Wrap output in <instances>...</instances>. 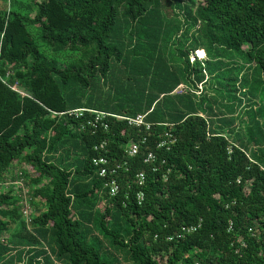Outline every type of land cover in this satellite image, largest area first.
<instances>
[{
	"label": "trees",
	"instance_id": "trees-1",
	"mask_svg": "<svg viewBox=\"0 0 264 264\" xmlns=\"http://www.w3.org/2000/svg\"><path fill=\"white\" fill-rule=\"evenodd\" d=\"M172 1L186 26H198L182 50L183 69L171 65L160 46L175 29L161 0H13L21 43L14 48L8 36L0 46V180L24 154L39 172L34 183L42 185L45 208L27 229L18 222V201L0 194V236L14 233L0 241V258L16 250L27 264H264V145L251 151L238 132L212 128L194 92L172 93L182 75L193 87L201 83L214 71L211 62L219 64L227 51L244 54L264 75V0ZM34 14L40 32L30 22ZM6 19L0 6V33ZM39 34L59 45H92L95 53L73 68L80 55L48 57L37 46ZM202 44H208L206 52ZM199 51L207 64L195 59L190 65L189 53ZM10 63L17 65L8 75ZM36 70L56 81L62 106L33 83ZM17 78L29 96H18L1 80ZM75 109L85 110L69 115ZM90 109L145 114L150 127L114 117L105 119L107 128L93 127ZM55 123L60 129L48 136ZM103 141V149H94ZM131 141L139 143L133 156L125 150ZM160 141L165 144L158 147ZM150 151L156 159L146 163ZM101 155L120 164L114 196L92 164ZM139 172L145 174L142 185ZM101 200L107 206L100 220H112L100 227L108 243L93 224Z\"/></svg>",
	"mask_w": 264,
	"mask_h": 264
},
{
	"label": "rangeland",
	"instance_id": "rangeland-1",
	"mask_svg": "<svg viewBox=\"0 0 264 264\" xmlns=\"http://www.w3.org/2000/svg\"><path fill=\"white\" fill-rule=\"evenodd\" d=\"M186 1L187 0H182V2ZM0 6L5 8L7 17L3 24V31L0 33V46L1 41H4L9 36L11 41L14 42L13 47L15 48L21 41L17 38L18 30L16 24L18 19L13 13V0H0ZM161 10L165 19L170 20L172 27H175V29L171 37L165 39L166 42L162 40L160 46L168 62L177 68L183 69L184 56L182 55V50H184L185 47H189V43L194 33L198 30V26L195 28L186 26L187 17L182 11L176 8L175 2L172 0H161ZM30 22L35 24L37 32L42 30L41 20L38 18L37 14L30 16ZM121 30L123 33L122 36L126 38L128 31H125L124 27H122ZM39 35L40 40L37 46L41 51H46L49 54L48 57L51 55L54 58L61 59L70 52L78 53L80 55L79 58L70 63L73 68L80 67L87 63L89 58L95 53V48L89 44L81 45L69 43L66 45H59L45 39L44 35ZM207 46L208 44H202L201 47L204 52H206L205 48ZM204 52L189 53L188 60L190 65L195 59H201L206 65L208 58ZM217 61H219V64L216 65L211 62V67L214 69L213 73L210 74L207 71L204 80L201 83L197 82L194 87L186 75H182L181 83L172 93L181 94L190 91L194 92L196 105L199 107V104H202L203 106L202 109L199 107V112L203 116L208 117V120L211 121L212 128H220L222 129L220 131L225 133L228 129L238 132L240 136L246 140L248 148L251 149V151L255 150L257 152L259 147L264 145V142L262 143L260 139L261 136H264V75L252 61L249 62L246 56L239 52L227 51L221 54ZM16 65L15 63H10L7 68L8 75L15 70L14 67ZM58 65L64 67L61 63H58ZM18 70L19 72H23L20 67ZM32 78L33 83L44 91V94L50 101H56L62 106L60 103V96L56 93L58 89L56 81L52 78L42 76L39 70L35 71ZM1 80L18 96H29V92L21 84L19 78L13 83H7L3 79ZM229 97H233V99ZM209 108H211L212 113L208 114L205 111L209 110ZM59 129L60 127L55 123L53 127L48 129V136H53ZM8 173V179L0 180V194L8 193L18 201L19 206L22 207L21 219H19L18 222H23L27 229H30L34 216L45 208V203L39 195V189L42 185L34 183V179L39 176V172L30 162L28 163L26 161L23 154L19 159L14 160ZM106 204L107 201H99L96 209L100 211L93 219V224L95 227V234L99 235L101 237L100 239L108 243V241L104 239V231L100 228L103 222L100 219L101 216L105 214L104 209L107 206ZM70 215L74 218V212H71ZM104 222L109 225L112 220L106 217ZM13 236L14 233H12V231H4L0 236V241L13 239ZM21 248H23V245L16 246V249L20 250ZM113 253L118 255L117 250H113ZM9 257H14L13 264H27L23 255H17L16 250L4 254V256L0 258V264H7L6 262ZM120 261L123 262L121 255Z\"/></svg>",
	"mask_w": 264,
	"mask_h": 264
},
{
	"label": "built area",
	"instance_id": "built-area-1",
	"mask_svg": "<svg viewBox=\"0 0 264 264\" xmlns=\"http://www.w3.org/2000/svg\"><path fill=\"white\" fill-rule=\"evenodd\" d=\"M85 109H75V110H71L69 111V115H76V116H80L82 115L83 111ZM90 111L94 116L87 120V123L89 125H92L93 127L97 126V123H101L102 126H104L105 128H107V122H105V119H107L108 117H114L116 119H125L128 122V125H132V126H145L146 128L150 127V124L146 123L144 121V117L145 114H138L136 116L133 117H127V116H122V115H117V114H113V113H107V112H103V111H97V110H93L90 109L88 110ZM168 134H165V136H167ZM144 140H142L143 142ZM105 143L106 142H101L99 145H96L94 147V149L99 150V149H103L105 147ZM165 144V142L160 141L158 142L157 146H163ZM138 148H139V143L137 142H129L126 147L125 150L127 152V154L129 156H133L138 152ZM156 159V154L152 151L148 152L145 158V162L146 163H151ZM92 164L93 166L96 168V171L98 172L99 176L101 177H105V182H104V187H106L108 189V193L110 196H114L118 193L119 191V184L114 176L115 172H116V168H119L120 164H116L115 162H113V164H111V160L104 155L101 156H97V157H93L92 158ZM136 178L138 180V183L140 185H142L145 181V174L144 172H139L136 175ZM138 198L139 200H142L143 198V193L140 192L138 194ZM28 216V215H26ZM183 231H192L195 230L196 227L192 226V227H183L182 228Z\"/></svg>",
	"mask_w": 264,
	"mask_h": 264
}]
</instances>
